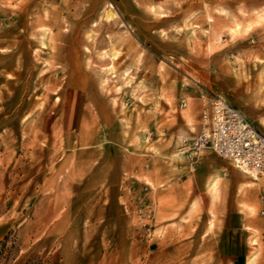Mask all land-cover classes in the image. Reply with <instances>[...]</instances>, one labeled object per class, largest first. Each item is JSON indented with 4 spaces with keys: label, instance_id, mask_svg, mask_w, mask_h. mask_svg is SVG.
I'll return each instance as SVG.
<instances>
[{
    "label": "rangeland",
    "instance_id": "374dc122",
    "mask_svg": "<svg viewBox=\"0 0 264 264\" xmlns=\"http://www.w3.org/2000/svg\"><path fill=\"white\" fill-rule=\"evenodd\" d=\"M213 96L264 133V0H0V264H264Z\"/></svg>",
    "mask_w": 264,
    "mask_h": 264
},
{
    "label": "built area",
    "instance_id": "2783aa9c",
    "mask_svg": "<svg viewBox=\"0 0 264 264\" xmlns=\"http://www.w3.org/2000/svg\"><path fill=\"white\" fill-rule=\"evenodd\" d=\"M200 130L184 148L208 150L254 177L264 176V133L221 96L208 100L200 119Z\"/></svg>",
    "mask_w": 264,
    "mask_h": 264
},
{
    "label": "trees",
    "instance_id": "16d2710c",
    "mask_svg": "<svg viewBox=\"0 0 264 264\" xmlns=\"http://www.w3.org/2000/svg\"><path fill=\"white\" fill-rule=\"evenodd\" d=\"M7 240V237L4 239V241H6ZM1 245L2 246H4V242L3 243H1ZM0 255H1V250H0ZM4 258V257H3ZM1 256H0V261H1V259H3Z\"/></svg>",
    "mask_w": 264,
    "mask_h": 264
}]
</instances>
